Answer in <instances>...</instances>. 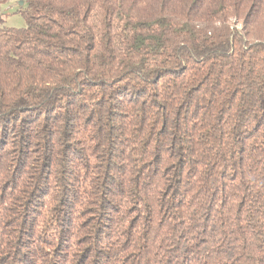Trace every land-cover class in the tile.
Returning <instances> with one entry per match:
<instances>
[{"label": "trees", "instance_id": "trees-1", "mask_svg": "<svg viewBox=\"0 0 264 264\" xmlns=\"http://www.w3.org/2000/svg\"><path fill=\"white\" fill-rule=\"evenodd\" d=\"M23 1L0 264H264V0Z\"/></svg>", "mask_w": 264, "mask_h": 264}, {"label": "rangeland", "instance_id": "rangeland-1", "mask_svg": "<svg viewBox=\"0 0 264 264\" xmlns=\"http://www.w3.org/2000/svg\"><path fill=\"white\" fill-rule=\"evenodd\" d=\"M20 1L7 2L0 5V26L6 25L10 27L26 26V20L20 11Z\"/></svg>", "mask_w": 264, "mask_h": 264}, {"label": "water", "instance_id": "water-1", "mask_svg": "<svg viewBox=\"0 0 264 264\" xmlns=\"http://www.w3.org/2000/svg\"><path fill=\"white\" fill-rule=\"evenodd\" d=\"M20 4H21V5H23V4H24V1H23V0H21V1H20Z\"/></svg>", "mask_w": 264, "mask_h": 264}]
</instances>
